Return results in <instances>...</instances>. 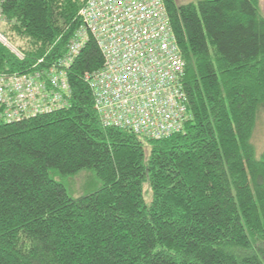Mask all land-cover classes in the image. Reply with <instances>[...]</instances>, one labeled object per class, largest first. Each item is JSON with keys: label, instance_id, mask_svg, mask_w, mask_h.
Masks as SVG:
<instances>
[{"label": "trees", "instance_id": "trees-1", "mask_svg": "<svg viewBox=\"0 0 264 264\" xmlns=\"http://www.w3.org/2000/svg\"><path fill=\"white\" fill-rule=\"evenodd\" d=\"M86 2L0 0V28L24 55L0 43V74L62 57ZM164 3L192 120L161 140L104 126L85 79L104 65L90 37L68 108L0 117V264H264L260 0ZM84 170L101 185L74 198L56 177Z\"/></svg>", "mask_w": 264, "mask_h": 264}, {"label": "built area", "instance_id": "built-area-1", "mask_svg": "<svg viewBox=\"0 0 264 264\" xmlns=\"http://www.w3.org/2000/svg\"><path fill=\"white\" fill-rule=\"evenodd\" d=\"M79 18L62 57L44 67L39 59L30 72L0 74V117L11 123L68 108L69 72L92 37L104 65L85 79L103 125L151 140L183 132L192 120L186 64L164 0H87ZM0 43L24 58L1 28Z\"/></svg>", "mask_w": 264, "mask_h": 264}, {"label": "rangeland", "instance_id": "rangeland-1", "mask_svg": "<svg viewBox=\"0 0 264 264\" xmlns=\"http://www.w3.org/2000/svg\"><path fill=\"white\" fill-rule=\"evenodd\" d=\"M178 4H187V3H197L201 0H176ZM260 8L262 13L264 14V0H260ZM4 26V24H3ZM22 45H26V41L19 42ZM18 44V43H17ZM254 143L257 148L258 154H261L264 151V112L260 115L259 120L257 122V128L254 134ZM57 180L63 183L69 195L77 198L88 193L93 192V190L97 189L101 182L97 178L94 172L90 170H84L80 172L78 175L73 177H61L57 176ZM150 196L146 194V200H150Z\"/></svg>", "mask_w": 264, "mask_h": 264}]
</instances>
